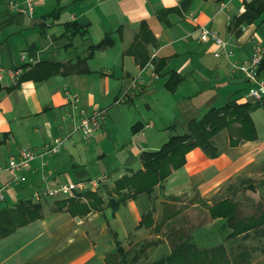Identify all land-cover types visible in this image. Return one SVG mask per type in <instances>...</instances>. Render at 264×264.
I'll return each instance as SVG.
<instances>
[{
  "label": "crops",
  "instance_id": "obj_1",
  "mask_svg": "<svg viewBox=\"0 0 264 264\" xmlns=\"http://www.w3.org/2000/svg\"><path fill=\"white\" fill-rule=\"evenodd\" d=\"M10 1L23 0H0V66L21 73L0 80V167L21 149L40 151L56 137L64 144L59 153L32 161L17 185L4 187L11 175L0 171V216L46 186L107 179L71 209L51 210L53 200L42 199V211L23 215L34 218H20L0 232V264H104L115 241L155 205L142 191L113 210L108 203L117 198L115 182L142 169V153L188 133L190 121L210 109L255 101L248 97L253 85L225 57L213 55L214 43L197 41V28L214 31L233 52L230 61L241 63L255 44L264 52V11L248 22L239 20L255 0H34L30 17L13 12ZM142 70L146 79L155 72L158 80L116 104ZM171 73L180 77L172 90ZM259 77L264 81V67ZM64 89L78 95L87 112L106 109L100 131L87 142L69 121ZM250 118L254 138L229 146L227 131L220 132L213 138L222 146L219 156L191 149L154 196L193 192L209 202L237 176L258 172L264 165V108Z\"/></svg>",
  "mask_w": 264,
  "mask_h": 264
},
{
  "label": "trees",
  "instance_id": "obj_2",
  "mask_svg": "<svg viewBox=\"0 0 264 264\" xmlns=\"http://www.w3.org/2000/svg\"><path fill=\"white\" fill-rule=\"evenodd\" d=\"M264 11V2L255 0L246 5V9L239 21L252 22L257 19ZM103 43L94 48H100ZM264 67L262 60L258 74ZM180 77L171 73L168 87L172 90ZM258 107L264 108V98L254 102L237 103L228 101L223 107L210 109L200 120H193L189 123L188 133L171 136L157 151L144 152L141 154L142 170L132 172L130 175L122 176L115 182L113 191L116 193V199H110L109 205L115 210L119 204L127 197L133 196L139 192H146L154 197L156 188L161 189L162 182L174 169L179 168L185 162L187 153L199 147L211 158L220 155L221 151L213 141L221 131L225 130L228 134L229 146L237 145L241 140H250L255 137V129L250 118V113ZM238 124V126H235ZM250 183V179H244ZM264 183V182H263ZM252 184L248 188H253ZM128 189L127 193H121L122 189ZM231 185H228V189ZM161 191V190H160ZM161 193V192H160ZM162 194V193H161ZM163 201L173 202L178 197H166L162 194ZM95 202H99L95 197ZM72 206V205H71ZM68 206V209H71ZM78 206V205H77ZM237 203L224 198L211 207L209 213L212 218H220L218 231L225 233L222 241L209 247L199 249L193 237H183L182 234L173 232L172 247L168 253L162 255L157 260L148 264H245L250 259V248L237 245L233 249V241L239 239H259L264 237V212L260 211L258 215L238 218L236 215ZM87 209V208H86ZM84 210V213L88 211ZM172 210V208H171ZM170 210V207H162V216L159 221L155 222L153 210L142 215L137 228H149L159 231L161 226L169 219L176 217L179 213L177 210ZM33 216H36L33 215ZM32 215L30 218H34ZM1 233L7 232L11 227H7L9 220H1ZM26 219V220H27ZM228 240H232L231 245H226ZM143 248L134 249L126 252L120 241H115V251L105 255V264H131L139 259V254ZM230 251L231 256H229ZM132 254V255H131Z\"/></svg>",
  "mask_w": 264,
  "mask_h": 264
},
{
  "label": "rangeland",
  "instance_id": "obj_3",
  "mask_svg": "<svg viewBox=\"0 0 264 264\" xmlns=\"http://www.w3.org/2000/svg\"><path fill=\"white\" fill-rule=\"evenodd\" d=\"M225 131V130H223ZM222 132V131H221ZM225 145V144H224ZM226 146V145H225ZM224 146V147H225ZM222 146L218 145V149ZM142 165V164H141ZM143 169V168H142ZM140 169V170H142ZM138 171V170H137ZM136 172V171H135ZM125 176L127 174H124ZM244 179H250V183L244 181ZM264 165L259 168L258 172L252 173L250 176L243 175L237 176L230 181L227 185H231L228 189L227 185L222 188V190L216 195L211 201H204L196 193L191 192L186 194L173 202H166L162 200L161 194H156L154 196V208L153 218L155 222L159 221L160 215L162 214V207H170V210L179 211L178 215L172 219L165 222L159 231H154L149 228H137L136 226L128 230V235L120 240L123 248L126 252H131L134 249H141L139 254V259L131 264H148L151 261L157 260L162 255L169 252L172 247L173 232L176 231L178 234H182L183 237H193L195 245L202 249L204 247H209L211 245L218 244L222 241V237L225 233L219 232L217 229L220 226V218H212L209 213V207L214 203L228 198L237 203L238 207L236 210V215L238 218L248 217L251 215H258L260 211L264 212ZM252 184L253 188H248V185ZM157 190V189H156ZM98 192V191H97ZM96 193V192H95ZM81 195H89L88 192H84L77 195L75 198H54L53 203H51V210L59 209L65 206L75 205L80 199ZM94 199V197H93ZM43 200H27L18 203L14 208H11L8 212H5L0 217L1 220L12 219L7 227H12L15 223L22 222L26 217L23 215L32 213L37 214V212L42 211L44 208L41 204ZM171 210V211H172ZM86 214V213H83ZM33 215V214H31ZM162 216V215H161ZM19 217V218H17ZM92 229L94 232L97 228ZM232 240H228L226 245H231ZM242 245L243 247L250 248V259L245 264H264V237L259 239H239L233 241V249H236L237 245ZM115 251V246L114 250ZM229 256H231L230 251ZM132 255V254H131ZM106 258L104 257V264Z\"/></svg>",
  "mask_w": 264,
  "mask_h": 264
},
{
  "label": "built area",
  "instance_id": "obj_4",
  "mask_svg": "<svg viewBox=\"0 0 264 264\" xmlns=\"http://www.w3.org/2000/svg\"><path fill=\"white\" fill-rule=\"evenodd\" d=\"M9 8L16 13H20L26 16H32L34 13V0H23L22 2L10 1ZM193 22L196 21V17L192 18ZM197 41L200 43L212 42L217 46V49L213 52V55L217 58L221 56L225 57L229 61V67L232 71L240 73L243 78L253 85L248 91V97L258 101L264 98V81L259 77L258 69L264 59L263 48L260 44L253 45L252 53L249 58L241 63L231 62L230 58L233 56L231 50L226 49V41L219 38L217 34L201 25L197 28ZM24 61L25 56H21ZM151 68V66L149 65ZM21 73L19 68H5L0 66V80L5 77L16 78ZM142 70L139 74L131 80L129 89L123 91L116 100V104H120L128 100L132 95V90L137 87H151L154 84V80H158V75L153 72L149 79H146ZM64 97L68 106L69 121L74 124V130L78 131L82 141L87 142L92 139L101 129V126L105 120L106 109L96 108L90 112L84 109L80 102L81 98L72 93L71 91L64 89ZM78 117L76 118V115ZM64 139L56 137L50 140L42 150H25L21 149L15 156H11L4 166L0 167V171H6L11 175L4 187L17 185L20 182V177L23 171L30 168V164L37 158H42L46 155L57 154L62 149ZM107 177L101 175L95 178L86 180L70 181L59 183L56 186H46L42 189L36 190L32 199H54V198H75L84 192H96L101 189L102 185L106 182ZM2 187L0 189V200H2Z\"/></svg>",
  "mask_w": 264,
  "mask_h": 264
}]
</instances>
